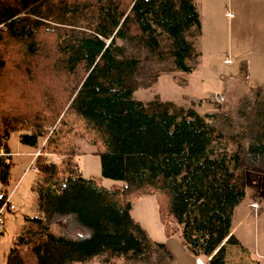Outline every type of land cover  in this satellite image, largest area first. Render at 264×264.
<instances>
[{"label":"trees","instance_id":"obj_1","mask_svg":"<svg viewBox=\"0 0 264 264\" xmlns=\"http://www.w3.org/2000/svg\"><path fill=\"white\" fill-rule=\"evenodd\" d=\"M52 7L76 29L47 28ZM154 25L175 41L176 67L190 72L185 31L199 26L193 0H0V147L8 150L13 133L21 144L40 145L34 188L41 216L29 217L4 264H27L20 247L33 264H174L131 216L147 195L156 199L165 236H179L204 264L226 263V246L238 243L231 225L244 178L264 189V84L242 100L239 115L250 119L243 123L222 112H149L112 44L139 38L157 49ZM77 139L95 146L100 176H82ZM11 165H3L6 184ZM101 178L122 183L107 188ZM67 215L88 233L50 229Z\"/></svg>","mask_w":264,"mask_h":264},{"label":"rangeland","instance_id":"obj_2","mask_svg":"<svg viewBox=\"0 0 264 264\" xmlns=\"http://www.w3.org/2000/svg\"><path fill=\"white\" fill-rule=\"evenodd\" d=\"M222 13L224 16L228 13L229 16L234 14V10L233 8L223 9ZM48 15L49 19H45L47 28L56 27L60 28V31H64V28L76 29V27L60 23L64 17L60 15L58 7H52V12ZM226 24L231 31V37H226V40L218 44L216 48H212L204 41L194 43L199 52L198 57L193 58L189 54L185 59L187 65L195 64L190 72H184L176 67L173 54L177 48L176 43L159 26L154 25L155 31L152 33L158 42L157 49H153L139 38L130 40L116 38L112 44V50L117 61L129 62L121 68V72L126 83L133 88L134 98L140 100L149 112H159L167 108L169 111L176 109L186 114L193 109L198 114L222 112L237 123L249 121L250 119L245 118L249 116L243 117L239 115V111L242 100L255 95L252 89L264 81V74H261L264 68L260 67L261 57L264 56V42L254 38L251 42L244 43L245 46H250L249 50H245L246 48L236 50L234 22L227 20ZM247 26L251 27V25ZM77 29L85 30L83 27ZM195 35V27L185 31L186 39ZM233 57L238 59L236 65ZM195 61H199L201 65L194 63ZM241 110L247 109L242 107ZM55 126L58 125L55 124ZM48 127L53 129L51 126ZM46 137L47 134L43 135L40 144ZM249 140L251 141V134ZM2 143H5V140ZM5 144L10 152L17 153L11 158L12 165L8 177L16 208L4 216V232L0 237V264H3L4 253L7 252L11 241L29 228V217L41 216L34 188V183L40 178L38 172L26 169L31 154H25V152H37L40 145L30 147L21 144L18 133H13ZM76 145L75 160L82 176H100V158L93 153L95 146L86 139H77ZM236 173L242 179V170L238 169ZM244 180L246 194L237 207L236 213L239 215L245 210L247 202L257 199L259 201L257 208L254 209L252 204L250 206V211L253 213L248 219H252V216L256 217L259 209L262 208V202L258 197L264 198V189L262 186L258 188L248 177ZM100 183L109 188L113 184L122 182L101 178ZM262 213L258 223L260 237L264 233V211ZM49 227L51 230L54 229L71 237H82L87 234V230L79 227L68 215L56 216L49 222ZM252 236L255 237L254 228ZM20 250L24 254L26 263L33 264L34 259L27 252L26 247H20Z\"/></svg>","mask_w":264,"mask_h":264},{"label":"crops","instance_id":"obj_3","mask_svg":"<svg viewBox=\"0 0 264 264\" xmlns=\"http://www.w3.org/2000/svg\"><path fill=\"white\" fill-rule=\"evenodd\" d=\"M193 1L198 12L199 26H191L196 28V35L192 38H187L188 42L192 45L191 57H198L199 52L194 45L195 42L204 41L205 43L210 44L212 48H216L218 44H221L226 40V37H231V31L226 24L227 20L231 23L234 22V34L237 41L236 50H239V48L242 50L245 48V50H249L250 46H245L244 43L245 41L249 43L254 38H258L264 42V0ZM230 8H233L234 14L228 16L227 13V15L224 16L222 10ZM247 25H251V27H248ZM233 58L236 65L238 59L236 57ZM260 61V67L264 68V56L261 57ZM194 63L201 65L199 61H195ZM193 65L188 66L192 69ZM261 74H264L262 70ZM262 84H264V81L256 86ZM25 154H30V152H25ZM8 186L10 187L9 183ZM258 198L262 202V208L259 209L256 217L252 216V219H248L251 217V213H253L250 211V206L252 202L257 201V199L247 202L245 210L239 215H237L236 209L243 199L235 207L232 216L231 234L234 235L238 243L228 244L226 246L225 264H264V233L262 234V237H260L258 226L259 218L261 217V214H263L262 211H264V198L261 196ZM130 213L133 219L147 231L154 241L163 243L166 246L173 257L174 264H204L200 258L194 257L187 251L179 236H165L158 215L157 202L154 196L147 195L139 197L132 204ZM253 228L255 229V237L252 236ZM56 232L64 235L59 231ZM13 240L11 241L7 252L4 253L3 264L5 263V256L9 252Z\"/></svg>","mask_w":264,"mask_h":264},{"label":"built area","instance_id":"obj_4","mask_svg":"<svg viewBox=\"0 0 264 264\" xmlns=\"http://www.w3.org/2000/svg\"><path fill=\"white\" fill-rule=\"evenodd\" d=\"M45 141L46 138H44L41 145H44ZM39 153V150L37 152L30 153L31 159L26 169H30L33 172H38L36 157L39 155ZM14 154L17 153L10 152L2 146L0 147V237L4 232V216L9 212L14 211L16 208V205L13 201V189L10 188L8 184H6L2 179L3 165L9 164ZM26 169L24 170V172L26 171ZM258 204V201H254L252 202V207L256 209Z\"/></svg>","mask_w":264,"mask_h":264}]
</instances>
